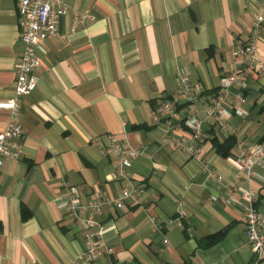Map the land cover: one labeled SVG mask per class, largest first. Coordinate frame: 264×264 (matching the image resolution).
<instances>
[{
	"label": "crops",
	"instance_id": "1",
	"mask_svg": "<svg viewBox=\"0 0 264 264\" xmlns=\"http://www.w3.org/2000/svg\"><path fill=\"white\" fill-rule=\"evenodd\" d=\"M60 1L94 20L74 26L69 13L62 16L36 52V88L21 100L22 157L0 169V264H249L242 192H254L264 216V158L249 180L239 158L243 147L264 141V76L249 74L233 85L223 103L225 133L212 119L201 125L205 163L223 180L218 194L204 162L162 138L187 135L189 114L206 118L221 80L243 69L232 51L249 40L264 0ZM16 5L0 0V102L13 94L23 49ZM256 50L264 60L263 24ZM182 76L199 88L194 100L177 98L176 117L155 121ZM8 116L0 109V131ZM110 136L140 153L127 172L139 196L122 208H102V257L90 262L80 258L81 226L59 205L67 187L82 202L96 194L119 198ZM228 137L235 143L221 157L212 140ZM236 175L238 190L230 181ZM212 195L219 199L211 202ZM220 232L218 242L200 244Z\"/></svg>",
	"mask_w": 264,
	"mask_h": 264
},
{
	"label": "built area",
	"instance_id": "2",
	"mask_svg": "<svg viewBox=\"0 0 264 264\" xmlns=\"http://www.w3.org/2000/svg\"><path fill=\"white\" fill-rule=\"evenodd\" d=\"M18 39L23 49L16 63V79L12 96L0 102V109L8 111V119L4 128L0 131V169L5 160L16 161L22 157L23 149L21 141L24 138L20 124V108L23 97L30 95L36 88L37 80L34 72L38 69L40 61L37 50L43 42L56 33L59 20L62 16L70 14L73 25H87L94 20L88 14L77 10H69L60 0H17ZM264 25V14L255 16L252 33L249 40L236 46L232 56L239 60L243 69L232 70L221 80V87L216 95L209 98V104L205 108L206 118H201L197 111H192L185 119L188 128L187 135L174 137L171 135L162 138L163 144H170L179 148L187 156L204 162L203 171L208 179L215 184L217 194L222 188V176L209 164L205 163L200 144L207 138L202 130V123L206 119L214 120L221 133H225V113L223 103L230 96L234 84H243L249 74L264 76V60L259 58L256 50L257 33L261 25ZM198 87L192 85L186 76H182L179 88L172 99H164L156 108L153 118L159 121L166 118L168 123L176 117L177 98L183 97L193 101ZM236 103L243 102L240 96H236ZM108 150L114 156L117 168L114 178L123 186L119 198L107 199L99 194L79 200L78 190L75 187L65 189V198L60 203V209L82 228L81 237L84 243V251L81 259L97 262L102 257L103 228L97 217L101 215L104 206L113 205L122 208L125 201H136L139 190L134 187L128 177V170L139 157L138 150L125 145L117 138L108 137ZM264 158V141L259 144L243 147L239 163L247 180L254 176V166L259 165ZM230 181L235 189L239 181V175L231 177ZM242 198L246 202L244 208V235L248 240L252 259L249 264H264V216L255 208V195L249 189L242 192ZM218 196H210V201L218 200ZM225 202L224 200H222ZM231 203V202H229Z\"/></svg>",
	"mask_w": 264,
	"mask_h": 264
},
{
	"label": "trees",
	"instance_id": "3",
	"mask_svg": "<svg viewBox=\"0 0 264 264\" xmlns=\"http://www.w3.org/2000/svg\"><path fill=\"white\" fill-rule=\"evenodd\" d=\"M213 145L216 149V152L221 157H227L235 143L234 139L231 137H228L222 141H219L217 138H214L212 140ZM22 218L26 219L28 217V214L25 210V208L21 209ZM224 232H220L214 236L208 237L203 243H200L203 247H208L216 242H218L223 237Z\"/></svg>",
	"mask_w": 264,
	"mask_h": 264
}]
</instances>
